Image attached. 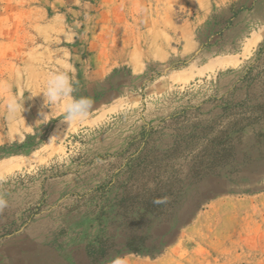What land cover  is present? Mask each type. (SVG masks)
Segmentation results:
<instances>
[{"label": "rangeland", "instance_id": "obj_1", "mask_svg": "<svg viewBox=\"0 0 264 264\" xmlns=\"http://www.w3.org/2000/svg\"><path fill=\"white\" fill-rule=\"evenodd\" d=\"M0 199V264H264V0H0Z\"/></svg>", "mask_w": 264, "mask_h": 264}, {"label": "clouds", "instance_id": "obj_2", "mask_svg": "<svg viewBox=\"0 0 264 264\" xmlns=\"http://www.w3.org/2000/svg\"><path fill=\"white\" fill-rule=\"evenodd\" d=\"M74 92L73 83L66 71L52 72L47 80L46 89L43 92L46 99L51 103H57L66 100L65 113L69 121L83 119L88 115L93 105L90 97L76 98L72 95ZM6 206V202L0 199V209Z\"/></svg>", "mask_w": 264, "mask_h": 264}]
</instances>
